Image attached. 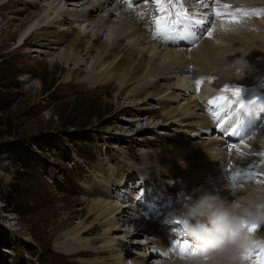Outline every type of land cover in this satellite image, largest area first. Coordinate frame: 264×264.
<instances>
[{
  "label": "bare ground",
  "instance_id": "bare-ground-1",
  "mask_svg": "<svg viewBox=\"0 0 264 264\" xmlns=\"http://www.w3.org/2000/svg\"><path fill=\"white\" fill-rule=\"evenodd\" d=\"M48 1L50 3L39 8L38 3L33 0H3L0 4V46H9L10 41L19 40V47L8 53L9 57L33 44L51 50L66 45L55 62L54 59L48 61L52 65L62 63L66 66L65 73L59 75V83L50 91V95L73 96L76 91L69 92L68 87L74 84L76 78L79 79L76 83L79 87L88 86L92 92L107 93L109 88L115 87L116 96L129 101L134 109L139 108L138 113L147 112L166 128L176 127L175 132L179 136L175 138L174 148L180 154L171 159L166 154L171 146H164L158 152H147L142 157L147 169L171 178V181L162 180L167 187L171 186L172 181L182 182V185L176 184V188L182 187L180 192L187 191L173 203L174 208H181L197 189L218 193L230 201L235 197L251 196L256 189L252 185L255 182L243 179L233 185V178L231 176L229 179V173L251 166L261 158L254 153L264 150V110L257 105L253 109L248 106L240 114L236 113L240 105L249 104L251 94L243 101L236 97L241 96L246 85L256 83V76L252 74L254 69L264 70V20L260 19L261 14H257L264 11V0L259 4L261 6L250 8L248 14L252 15L254 24L249 28L233 25L229 27L217 22L211 30L206 26H197L193 29L191 38L170 41L153 39L150 24L152 18L138 16L142 12L137 10H126L124 0H91L88 8L78 12L64 11L63 6L72 2L84 3L86 0ZM142 1L144 0H136L135 4ZM18 2L20 9L12 11ZM215 5L225 6L222 0H211L207 4L202 0L198 6L190 9L205 13L208 19V14ZM3 10H9L10 17L2 13ZM22 14L27 16L24 21ZM209 31L213 33L211 37L207 34ZM32 50L42 53L41 50ZM18 63L22 66L17 73H32L27 58L20 59ZM260 64L261 67L257 68ZM83 66H86V70L82 69ZM197 81H200L199 86ZM228 87L231 88L229 94L221 93ZM237 89L239 95L235 94ZM221 96L227 101L225 106L217 107L210 103ZM223 103V100L218 101V104ZM234 103V110L227 113ZM212 132H216L220 138L211 134ZM201 133H206L203 139H191ZM165 136L171 137L167 134ZM236 142H241L243 146ZM237 150L245 155H238ZM181 161L186 162L180 163ZM259 169L256 181L264 187V165ZM135 177L131 175L124 181L112 179L108 187L112 183L118 184L113 186V190L118 189L113 194L111 187L104 191L98 190V196L109 199L97 196L90 202V213L94 220L91 225L80 223V227L66 235L64 243L68 254L108 252L107 258L88 261V264H126V256L130 254L132 246L140 247L143 252L133 257L131 264H148L150 256L160 258L158 264H167L175 258L176 242L187 238L174 233L177 236L174 239L171 233L161 228L164 221L172 220V217H161L163 220H160L155 213L150 219H145V210H140L130 202L123 207L118 198V195L125 198L124 190L128 185L123 183H132ZM161 183L153 181L150 188H160ZM198 185L200 187L196 188ZM174 186L164 188L174 191ZM144 194H148L146 187ZM187 195L190 197L187 198ZM175 196L177 198L176 194ZM147 205L153 212L160 209L154 199H150ZM122 223L127 224L128 229H122ZM95 225L102 228V240L97 248L92 246L90 239H85ZM122 230V236H110L112 232ZM156 231L161 238L149 239ZM256 232L264 235V227L258 228ZM139 233H143V238L147 236L146 246L132 241V236ZM192 248L197 251L194 246ZM162 255L166 259L161 258Z\"/></svg>",
  "mask_w": 264,
  "mask_h": 264
},
{
  "label": "rangeland",
  "instance_id": "rangeland-1",
  "mask_svg": "<svg viewBox=\"0 0 264 264\" xmlns=\"http://www.w3.org/2000/svg\"><path fill=\"white\" fill-rule=\"evenodd\" d=\"M33 1L38 3V8L50 3L48 0ZM90 1L72 2L63 6V10L78 12L88 8ZM2 2L0 0V4ZM18 4L12 11L20 9ZM9 12L2 11L10 17ZM26 18L22 14V20ZM65 46L51 50L33 44L10 57L8 53L19 47V40L10 41L9 46H0V252L3 253L0 264H88V261L107 258L108 252L68 254L64 238L83 223L91 225L94 217L90 213V202L97 198L99 189L104 191L111 187L112 194L118 190H113L118 184L112 183L108 187L112 179L124 181L134 175L132 184L136 186L140 183L137 174L147 173L148 185L153 181L163 183L164 179L171 181V178L147 169L142 162L143 154L158 152L164 146H171L166 153L169 158L174 159L180 154L174 148L179 136L175 132L177 128L162 126L147 112L138 113L139 108L134 109L129 101L116 96L115 87L109 88L107 93L92 92L88 86L79 87L76 78L68 87L69 92L76 91L73 96L50 95L66 66L62 63L52 65L48 61L54 59L55 62ZM24 58H27L32 73H17L22 66L18 62ZM82 69L86 70V66ZM258 71L254 69L252 74ZM37 90L43 92L37 93ZM132 110L134 112H130ZM211 134L220 138L216 132ZM205 136L206 133H201L191 139L201 140ZM17 142L30 147L33 154L27 166L9 152V146ZM177 182L172 181L170 187L175 185V191L182 197L187 190L180 192L183 188L177 189L176 184L182 185V182ZM261 184L255 182L252 185L263 187ZM129 212L133 215L131 210ZM128 227L125 224L122 229ZM114 235L122 236L123 230L114 231L110 236ZM158 235L156 231L149 239L154 240ZM101 236L102 228L95 225L85 239H90L92 246L97 248ZM132 237L134 243L146 246L147 236L143 238V233ZM140 249L131 246L125 263L131 264V259L143 252ZM156 257L150 256L148 264L160 263V258Z\"/></svg>",
  "mask_w": 264,
  "mask_h": 264
},
{
  "label": "clouds",
  "instance_id": "clouds-1",
  "mask_svg": "<svg viewBox=\"0 0 264 264\" xmlns=\"http://www.w3.org/2000/svg\"><path fill=\"white\" fill-rule=\"evenodd\" d=\"M172 220L180 226L176 234L186 237L197 251L191 256L177 253L167 264H248L246 257L264 246V235L248 230L264 227V187L231 201L218 193L194 190Z\"/></svg>",
  "mask_w": 264,
  "mask_h": 264
},
{
  "label": "snow or ice",
  "instance_id": "snow-or-ice-1",
  "mask_svg": "<svg viewBox=\"0 0 264 264\" xmlns=\"http://www.w3.org/2000/svg\"><path fill=\"white\" fill-rule=\"evenodd\" d=\"M128 2V0H126ZM211 0H203V3H210ZM153 3L156 5V10L159 13L158 16L152 18L150 24L153 28V39H163V40H175L183 39L185 37L191 38L193 36V29L195 27L205 26L206 14L198 11H192L186 6V0H153ZM129 6L132 5L129 3ZM227 7V6H224ZM243 11V10H237ZM255 11V10H254ZM248 14V13H245ZM257 14H264V11H261ZM145 13H138V16L143 17ZM217 15H220V12L217 10ZM228 15L235 16L236 13H228ZM199 17V18H198ZM208 36H212V32L209 31ZM200 81H197L199 86ZM237 95H239V90H236ZM224 101V104H218V101ZM211 104H216L217 107H223L227 104V101L223 96L218 97L217 100L211 101ZM243 107V106H241ZM238 155L244 156L243 152L237 150ZM259 155L264 156V153H259ZM261 163H264L262 161ZM254 176L253 172H248L242 175L240 172L233 173V185L237 184L245 178H252ZM256 226H249L250 232L257 231ZM176 252L183 254L184 256L195 255L196 251H193L192 245L187 241H177ZM248 261H251V264H264V246L259 248L252 256L246 257Z\"/></svg>",
  "mask_w": 264,
  "mask_h": 264
},
{
  "label": "trees",
  "instance_id": "trees-1",
  "mask_svg": "<svg viewBox=\"0 0 264 264\" xmlns=\"http://www.w3.org/2000/svg\"><path fill=\"white\" fill-rule=\"evenodd\" d=\"M29 148L30 147L25 146L22 142H17L9 146V152L16 158H19V160L27 166V162H30V160L33 158V154ZM10 163L11 162H7L8 165H10ZM0 254L3 255L1 252Z\"/></svg>",
  "mask_w": 264,
  "mask_h": 264
}]
</instances>
